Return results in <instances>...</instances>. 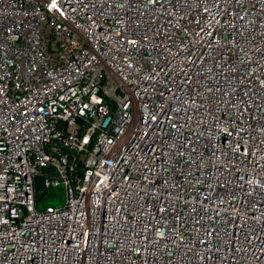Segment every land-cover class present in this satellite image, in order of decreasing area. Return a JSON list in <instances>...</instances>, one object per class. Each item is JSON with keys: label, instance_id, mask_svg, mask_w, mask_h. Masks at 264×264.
I'll return each mask as SVG.
<instances>
[{"label": "built area", "instance_id": "2783aa9c", "mask_svg": "<svg viewBox=\"0 0 264 264\" xmlns=\"http://www.w3.org/2000/svg\"><path fill=\"white\" fill-rule=\"evenodd\" d=\"M0 264H264V0H0Z\"/></svg>", "mask_w": 264, "mask_h": 264}, {"label": "rangeland", "instance_id": "374dc122", "mask_svg": "<svg viewBox=\"0 0 264 264\" xmlns=\"http://www.w3.org/2000/svg\"><path fill=\"white\" fill-rule=\"evenodd\" d=\"M66 200L65 190L62 186L50 189L45 197L39 202V207L45 209L48 205L63 206Z\"/></svg>", "mask_w": 264, "mask_h": 264}, {"label": "water", "instance_id": "95a60500", "mask_svg": "<svg viewBox=\"0 0 264 264\" xmlns=\"http://www.w3.org/2000/svg\"><path fill=\"white\" fill-rule=\"evenodd\" d=\"M47 192V187L45 185V178L42 175L36 176V194L37 200H40L44 194Z\"/></svg>", "mask_w": 264, "mask_h": 264}]
</instances>
